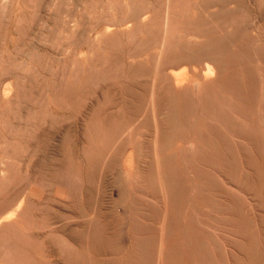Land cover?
Segmentation results:
<instances>
[{"label": "rangeland", "instance_id": "obj_1", "mask_svg": "<svg viewBox=\"0 0 264 264\" xmlns=\"http://www.w3.org/2000/svg\"><path fill=\"white\" fill-rule=\"evenodd\" d=\"M0 264H264V0H0Z\"/></svg>", "mask_w": 264, "mask_h": 264}, {"label": "bare ground", "instance_id": "obj_2", "mask_svg": "<svg viewBox=\"0 0 264 264\" xmlns=\"http://www.w3.org/2000/svg\"><path fill=\"white\" fill-rule=\"evenodd\" d=\"M142 241V240H141ZM145 242V241H144ZM147 242V241H146ZM147 243H149V242H147ZM150 244V243H149ZM140 245V244H139ZM145 247V246H144ZM79 255V254H78ZM78 255H77V257H78ZM147 256V255H146ZM144 259V258H143ZM77 261V260H76ZM144 262H146V261H144Z\"/></svg>", "mask_w": 264, "mask_h": 264}]
</instances>
